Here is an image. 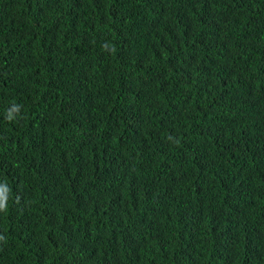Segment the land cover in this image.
Returning <instances> with one entry per match:
<instances>
[{"label":"trees","instance_id":"16d2710c","mask_svg":"<svg viewBox=\"0 0 264 264\" xmlns=\"http://www.w3.org/2000/svg\"><path fill=\"white\" fill-rule=\"evenodd\" d=\"M0 203V264H264V0H0Z\"/></svg>","mask_w":264,"mask_h":264},{"label":"clouds","instance_id":"9594fccd","mask_svg":"<svg viewBox=\"0 0 264 264\" xmlns=\"http://www.w3.org/2000/svg\"><path fill=\"white\" fill-rule=\"evenodd\" d=\"M11 115H9V119H11ZM5 210V204L4 203H0V211ZM0 239H3V237H0Z\"/></svg>","mask_w":264,"mask_h":264}]
</instances>
